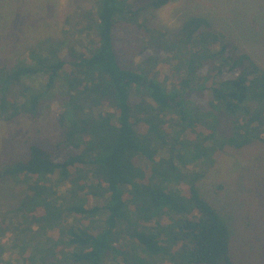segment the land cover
I'll use <instances>...</instances> for the list:
<instances>
[{"label":"trees","instance_id":"trees-1","mask_svg":"<svg viewBox=\"0 0 264 264\" xmlns=\"http://www.w3.org/2000/svg\"><path fill=\"white\" fill-rule=\"evenodd\" d=\"M99 5L91 22L78 23L97 34L91 56L33 50L0 68L2 120H36L61 85L67 100L61 139L27 138L25 156L0 171L1 183L28 189L0 217V264H153L163 254L181 264H234L230 229L200 194L203 174L188 169L199 160L212 166L225 147L264 143V68L206 18L160 31L143 14L150 5ZM41 75V88L27 83ZM105 105L113 112L95 115ZM161 150L167 158H157ZM103 211L100 230L93 223ZM124 235L133 242H121Z\"/></svg>","mask_w":264,"mask_h":264},{"label":"rangeland","instance_id":"rangeland-1","mask_svg":"<svg viewBox=\"0 0 264 264\" xmlns=\"http://www.w3.org/2000/svg\"><path fill=\"white\" fill-rule=\"evenodd\" d=\"M151 1L126 0V5L147 6ZM99 6V0H0V68L14 66L33 50L45 54L56 50L57 58L68 61L72 59L71 49L91 56L95 47L92 34H97L80 31L78 23L85 17L87 23L91 22L90 16L97 15ZM143 14L151 28L171 32H177L190 18H206L216 31L236 42L264 68V0H169L158 9L148 6ZM136 62L139 64L141 60ZM46 82L47 77L41 75L27 83L32 88H41ZM56 90L52 103L46 101L36 120L26 115L13 120L0 119V171L25 156L27 138L54 142L61 139L59 116L67 100L60 97L64 85ZM112 112L107 105L94 109L95 115ZM159 153L157 158L168 157L163 150ZM142 159L144 169L149 172L152 162L146 157ZM212 164L204 166L199 160L189 165L188 173L203 174L196 185L230 229L234 264H264V143L256 141L241 149L225 147L220 154L213 155ZM61 186H64L62 197L69 201L68 185ZM179 187L184 190L185 182L181 181ZM27 191L25 184L0 182V217L15 209ZM91 201L90 205L99 206L103 199L93 197ZM106 218L107 213L101 212L93 226L103 229ZM127 227L124 223L121 228ZM138 228L144 231L149 227L138 223ZM164 231L163 228L160 232ZM121 242L130 244L133 239L124 235ZM168 247L175 254L171 243ZM152 262L181 264L179 258L165 254L152 258Z\"/></svg>","mask_w":264,"mask_h":264}]
</instances>
